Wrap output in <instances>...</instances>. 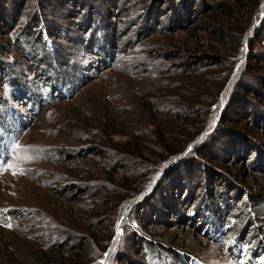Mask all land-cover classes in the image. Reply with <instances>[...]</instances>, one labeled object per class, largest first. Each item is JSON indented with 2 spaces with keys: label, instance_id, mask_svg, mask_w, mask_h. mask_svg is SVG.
Instances as JSON below:
<instances>
[{
  "label": "rangeland",
  "instance_id": "rangeland-1",
  "mask_svg": "<svg viewBox=\"0 0 264 264\" xmlns=\"http://www.w3.org/2000/svg\"><path fill=\"white\" fill-rule=\"evenodd\" d=\"M7 1L16 17L9 22L0 16V264H43L41 252L52 248L68 259L77 256L76 264H146L137 255L143 249L134 246L137 238L182 252L184 264H244L253 258L255 240L261 242L259 254L264 253V191L259 188L264 185V102L257 131L245 134L259 153L244 157L237 147L225 146L223 158L204 162L232 180L231 185L221 181L228 191L216 208L219 224L210 216L214 192L222 188L217 177L214 182L205 172L188 173L189 161L182 159L202 163L195 154L224 128L233 80L248 69L253 80L264 78V66L248 67V46L260 27L264 3L250 11L234 0H208V7L231 3L230 20L220 12L213 18L225 30L243 25L240 33L222 42L218 30L190 26L194 17L170 23V10L176 6L169 0H85L79 10L71 5L61 8L59 0ZM18 1L23 9L15 6ZM200 1L206 2L196 0V6ZM157 6L160 10L145 28L146 13ZM36 15L37 30L31 37L26 28ZM83 16L111 33V46L102 55L100 48L96 52L83 45L89 30ZM41 26L51 39L48 48L39 45ZM113 45L114 58L103 67ZM41 50L46 57L37 69L46 77L36 72ZM256 50L263 52L258 46ZM194 52L227 55L232 62L214 61L215 66L186 73L187 58H182ZM62 75L71 79L72 93L53 91L56 98L30 110L24 89L44 100L48 84L62 85ZM5 83L18 86V93H10ZM256 86L264 90L261 81ZM187 104L205 107L198 123L192 112L184 123L174 118ZM254 122L250 119L248 125L253 128ZM236 126L242 129L246 124L239 120ZM179 165L174 203L178 210H158L154 218L159 222L147 224L143 204L160 196L173 203L171 191L158 195L156 189L169 184L172 190L175 183L168 180L169 172ZM118 195L121 200H116ZM218 229L222 237L216 239ZM236 241L248 247L238 261L232 254ZM127 248L129 257L121 262ZM152 252L151 257H160L163 264H179L165 251L158 256Z\"/></svg>",
  "mask_w": 264,
  "mask_h": 264
},
{
  "label": "trees",
  "instance_id": "trees-1",
  "mask_svg": "<svg viewBox=\"0 0 264 264\" xmlns=\"http://www.w3.org/2000/svg\"><path fill=\"white\" fill-rule=\"evenodd\" d=\"M234 1L242 3L244 5H247V7H250V11L255 10V9H257V10L260 9L261 6H263L262 4L264 3V0H234ZM103 2L109 3V2H112V0H103ZM165 2H167V0H165ZM168 2L170 3V5L176 6V7H174V9H171V7L169 6V9H171L170 13H169V18L171 19V21H169L170 23L172 21L173 22H185V20L192 21V19L194 17L195 21L193 23H191L190 26L194 25L199 30L203 29L204 31H211V32L218 30V32H217V33H219L218 37H219V40H221L222 42L226 41V37H228V38L232 37L234 34H238L242 30L240 28V26H243L242 24H240V26H237L236 29L225 30V28H223L224 26L217 24L218 23L217 19H213V18H216V13L220 12L222 16L225 15L230 20L234 14L233 9L231 8V6H232L231 3H229V4L227 3L228 5H226V4H215L213 7H208L209 6L207 4L208 0H206V2L200 1L199 4H197V6H196V0H180L179 2H177V4L173 0H171V1L169 0ZM2 3H3V6L0 4V16L3 15L4 19L6 17L9 20V22H11L12 20H15L16 13H13V9L9 8L8 1L3 0ZM18 3L19 4H15V6L17 8L22 7L21 9H23L24 6L20 5L21 2L18 1ZM155 3H157V2H155ZM86 4H87V2H85V0H59V6L61 8H65L67 5H69V6L71 5L72 8L75 7L79 10L80 7L83 8V6ZM158 6L153 7V11H149L146 13V15L148 14V16H147V18L143 19L145 22L144 23L145 28H149V26H150L149 23L153 20L152 15L154 14V11H157V9L160 10V8H158ZM159 7H162V6H159ZM87 12H88V10H87ZM150 17H152V18H150ZM85 18L86 17L83 16L84 23L86 24V27L89 30L86 31V36L84 35V37H83L84 38L83 39V45L86 46L87 49H90V50L92 49L94 51L96 50V52H97L98 48H100L101 51H99V53H100V55H102L104 50H105L104 48L106 47L107 49H109L111 46V42L109 43V40H108V37H110V39H111V33L109 35H107L108 31H106V30L103 31L102 25L95 23L94 22L95 20L91 21V19H90L88 21L89 18L88 19L86 18L87 20H85ZM37 20H38V17L36 15L35 18H33L32 21L29 22L30 26H28L26 28V32L29 35H31V37H33V35H34L33 32L37 30L36 29V27H37L36 21ZM260 20H261V21H259L260 27L256 28V25H255L256 32L253 34V36L251 35L252 37H251L250 45L248 46V49H249L248 67L249 68L253 67L252 63H254L256 66L257 65L262 66V67L264 66V48H263L264 47L263 46L264 45V15H263L262 19H260ZM153 28H154V26H153ZM34 29H36V30H34ZM42 29H44V28L41 26L40 32H44V31H41ZM91 31H92V33H89ZM149 31H151V30H149ZM41 36L43 38H42V41L39 45L42 44V46H44L45 48H48L47 40H51L50 37L48 36L46 31ZM235 36H236V38H238V35H235ZM24 41L26 42L25 43V45H26L28 43V40L25 38ZM118 42H119V39H118V41H116V45ZM51 43L53 46L52 48H55L52 41H51ZM257 46H258V48H261L263 50V52H260V51L257 52V50H256ZM116 47H118V46H116ZM114 48H115V45H113L111 47V49H110L111 53L107 59L106 64L103 67H106L107 65H109L110 62L112 61V59L114 58V53H115V52H113ZM235 49H236L235 47H232L230 52L233 53V51H235ZM42 52L43 51L41 50L37 55L38 63L36 62V72H38V74H37L38 77H42V76L46 77V74L44 72H43L44 73V75H43L42 72L37 69L38 65L41 66V64L39 63V60L42 59V61H45L46 55H44V53H42ZM231 55H233V54H231ZM228 56H229V54H228ZM225 57H227V55ZM225 57L219 56V55H212V54L206 53V52H199V53L194 52L192 54H187V53L184 54V57L182 59L187 58L185 61L183 60L184 66L189 67L188 69H186V73H187V71L188 72L192 71V72L198 73L201 71V69H204L206 67L208 68L210 66H215V63H212L214 61L217 62L216 65L223 63V60L226 61L225 63H231L232 62L231 60H229V62H228L227 61L228 59H226ZM188 63H192V65L189 66ZM99 64L100 65L104 64V61H102V62L100 61ZM250 71L251 70L248 69L246 72H243L241 74V78L239 79V77H238L237 82H236V79L233 80L234 81L233 83L236 84V86L233 88V91L231 94V100L229 101V104L226 107V112L224 111V114L222 117L223 118L222 120L224 122V126H223L224 128L215 132L216 133L215 137L206 141L205 145H203L200 149H198V152H196L195 156L197 158H199L203 164L197 162L196 160L188 159L187 157L182 158L183 162L189 161L185 165V169L188 168V173H191L192 170L197 171L200 174H201V172H203V173L205 172V174H208L207 178L209 180L214 181V179L217 177V180L219 181V186H222L221 185L222 180H224L225 183L231 185L232 180L230 178H228L227 175L220 174L217 171H213V170L208 169V166L205 165L204 162L205 161H208V162L211 161L212 163H214L213 161H216L217 158H223L221 151H225V146L237 147V149L239 150L238 151L239 155H243L244 157L249 155V154H254L253 153L254 151L257 154L259 153L256 146L254 145L255 141L251 140V138L245 134H248L247 133L248 131H254V132L257 131L256 128H258V127L256 125H257V123H259L258 120H261L260 114L263 115V113H261V112H263V110H261V109H263L262 108L263 105L261 103L264 102V92H263L264 90L263 89L261 90L256 85H257L258 81H261V83L264 84V78H256L255 77L256 80L255 79L253 80L252 76L251 77L247 76L248 73H251ZM48 77H50V76H48ZM62 79H64L62 85H60L59 81L55 82V83L51 82V84H48V86H47L48 89H46L47 93L45 94L44 100H43V98L32 97V94L34 95V93H32L31 96H30V94L28 95L27 93H30V92H28V88L26 90L24 89V92H26V100H28L25 103H27L30 110H33L35 112L36 111L35 109H37L39 107L40 103L48 102V101L51 102L52 98L53 99L56 98L55 96H53V91L54 92L57 91V94H59V93L65 94L66 96H68V94H71L72 93L71 79L67 80V78L64 77L63 75H62ZM6 82H8V81H6ZM4 86H5L4 88L8 89V91L10 93H12V94L18 93V90H19L18 86L11 87V86H9V83H5ZM44 86H43V88H44ZM53 86H54L55 90L52 89ZM211 102L213 103V101H211ZM9 108H11V107H9ZM204 109H205L204 106H202L200 108V106L198 104L194 105V107L192 106V104L191 105L187 104V108L183 107L182 110H180V112L178 113V115H176L174 118H176V119L180 120L182 123H184L187 121V119L189 120V118L191 117V112H192L196 115L195 118H196L197 123H198L201 119V116H202L200 113H201V111L203 112ZM250 119L256 120V122H254L255 126H253V128L248 125V122L250 121ZM239 120H242L243 123L246 124V126L243 127L242 129H240L238 126H236V121H239ZM241 123L242 122H240L239 124H241ZM225 124H227V125H225ZM250 147H252L253 151H251L252 149ZM248 151H250V152H248ZM140 156H142V155H139L138 157H140ZM259 156H260V154H259ZM129 158H131V157H129ZM255 159H257V157ZM241 160H243V157ZM145 161H148V160H145ZM256 165L257 164L253 163L251 168L256 169L255 167H258ZM180 166L181 165L175 166L176 168H172L173 170L171 169L169 172L170 176H169L168 180L173 179V181H171V182H172V184H173V182L175 183L174 185H172V190L169 189L170 188L169 184H161L156 189V191H158V193H159L158 194L156 192L158 195H163V194L167 193V191H171L172 192V198L174 197L173 199L174 200L176 199L175 197L178 195V192H179L177 179L181 178L180 173L182 171V170L180 171V169H181ZM172 167H174V165ZM235 173H237V172H235ZM125 181L127 182L126 179H125ZM253 181H255V180H253ZM115 182H116L115 183L116 185L119 184V183H117V182H119V180H117ZM212 185L215 186V184H212ZM259 188L261 189V192L264 191V185H261ZM175 190L177 191V193ZM224 190L227 192L228 188H224L222 186V188H220V191H219V189H217V193L214 192V196H213L214 202L210 206V209H211L210 216H212V217L215 216L216 208L220 207L218 201H219V199L222 198L221 196H222V194H224V192H225ZM251 197L254 198L257 196L255 194H251L250 198ZM115 198H116V200H118V199L121 200L120 195L116 196ZM155 198L157 199L156 201H155ZM155 198L153 201L145 202L143 204L144 208L143 207L141 208V209H143V211L144 210L148 211V215H147L148 218H146V220H145L147 222V224L157 221L156 218H154V217L157 214L158 210L162 213L163 211H167V210L171 209V206H173V209L178 210V205L174 204V203H177L178 200H175V202L173 200V203L171 204L168 199L164 198V196H160L158 198L155 197ZM168 204H169V208H168ZM261 204H263V206H264V203H261ZM260 208L262 209V207H260ZM214 209H215V212H214ZM151 213L153 215H151ZM214 220H215V224H217V223L219 224L220 217L218 216V212H217ZM157 222H159V221H157ZM217 231H218L219 235L215 237L216 239L222 237V233L219 231V229ZM133 240H134V246H137L138 248L140 247L139 248L140 250L143 247L144 250L142 249V252L141 251L138 252L137 255L139 258H141L143 261H145V263L147 262L148 264H163L161 262L162 259L160 257H156V256H158L159 253L162 254L164 251L174 261H178L179 264H181V263L184 264V262H185V261H183L185 254H183L182 252L173 251L170 248L164 247L160 242H155V241L153 242L151 240H147L146 238H137V239H133ZM254 243L255 244L252 243L254 245V247L251 248L252 249L251 254L253 255V258L246 259V263H244V264H262V260L264 259V253L259 254L260 250L262 249L261 248V242L259 240H255ZM156 245H160V246H156ZM232 247H233L232 254L235 256L236 261L240 260V257H243V254L245 253V249L246 248L248 249L247 242H245V244H243L241 242L236 241ZM138 248L133 247V249L135 251L138 250ZM152 250H154L157 253L156 254L154 252V254H156V256H155L156 258H153L154 255H153ZM128 251H129V249L127 248V252H126L127 254L122 253L123 258L120 260L121 262L127 261V259H128L127 257H129ZM62 252H63L62 250H59L56 248L48 249V251L47 250L42 251L41 256H42L43 264H76V261H78L77 256H73L76 258V260H74L73 257L68 259V256L64 255V253H62ZM70 255H72V253ZM134 256H136L135 253H134ZM151 256H153V257H151ZM186 257L189 258V255L186 254ZM162 258H163V260H165V256H163ZM130 261H134L133 258ZM138 261L141 262V260H138Z\"/></svg>",
  "mask_w": 264,
  "mask_h": 264
},
{
  "label": "snow or ice",
  "instance_id": "snow-or-ice-1",
  "mask_svg": "<svg viewBox=\"0 0 264 264\" xmlns=\"http://www.w3.org/2000/svg\"><path fill=\"white\" fill-rule=\"evenodd\" d=\"M17 147H19V146H17ZM10 226V225H9ZM118 235H119V230H118Z\"/></svg>",
  "mask_w": 264,
  "mask_h": 264
}]
</instances>
